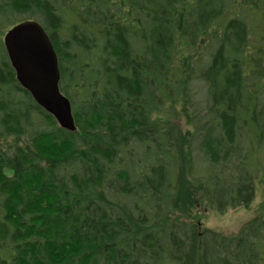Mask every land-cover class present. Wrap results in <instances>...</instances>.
Segmentation results:
<instances>
[{
    "label": "trees",
    "instance_id": "16d2710c",
    "mask_svg": "<svg viewBox=\"0 0 264 264\" xmlns=\"http://www.w3.org/2000/svg\"><path fill=\"white\" fill-rule=\"evenodd\" d=\"M33 19L76 131L16 78ZM264 193V0H0V264H264V201L237 233L200 211Z\"/></svg>",
    "mask_w": 264,
    "mask_h": 264
},
{
    "label": "water",
    "instance_id": "95a60500",
    "mask_svg": "<svg viewBox=\"0 0 264 264\" xmlns=\"http://www.w3.org/2000/svg\"><path fill=\"white\" fill-rule=\"evenodd\" d=\"M3 42L20 85L61 127L76 131L71 100L60 87L59 57L43 25L23 20L6 31Z\"/></svg>",
    "mask_w": 264,
    "mask_h": 264
},
{
    "label": "rangeland",
    "instance_id": "374dc122",
    "mask_svg": "<svg viewBox=\"0 0 264 264\" xmlns=\"http://www.w3.org/2000/svg\"><path fill=\"white\" fill-rule=\"evenodd\" d=\"M263 201L264 193L259 191L250 209L238 207L229 209L224 214L216 213L213 210L200 211L203 227L213 229L225 235L235 234L254 218Z\"/></svg>",
    "mask_w": 264,
    "mask_h": 264
}]
</instances>
